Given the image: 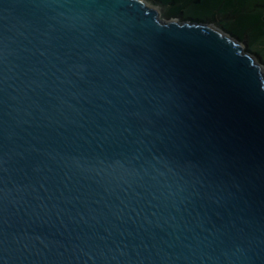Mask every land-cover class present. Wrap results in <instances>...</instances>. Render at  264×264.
I'll list each match as a JSON object with an SVG mask.
<instances>
[{"label": "water", "instance_id": "95a60500", "mask_svg": "<svg viewBox=\"0 0 264 264\" xmlns=\"http://www.w3.org/2000/svg\"><path fill=\"white\" fill-rule=\"evenodd\" d=\"M145 0H0V264H264V72Z\"/></svg>", "mask_w": 264, "mask_h": 264}, {"label": "rangeland", "instance_id": "374dc122", "mask_svg": "<svg viewBox=\"0 0 264 264\" xmlns=\"http://www.w3.org/2000/svg\"><path fill=\"white\" fill-rule=\"evenodd\" d=\"M161 20L211 24L238 39L264 72V0H145Z\"/></svg>", "mask_w": 264, "mask_h": 264}]
</instances>
